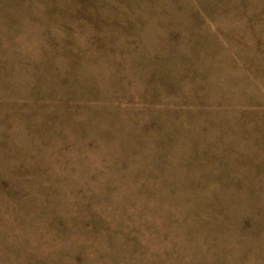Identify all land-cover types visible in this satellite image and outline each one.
<instances>
[{
    "label": "rangeland",
    "instance_id": "obj_1",
    "mask_svg": "<svg viewBox=\"0 0 264 264\" xmlns=\"http://www.w3.org/2000/svg\"><path fill=\"white\" fill-rule=\"evenodd\" d=\"M0 264H264V0H0Z\"/></svg>",
    "mask_w": 264,
    "mask_h": 264
}]
</instances>
